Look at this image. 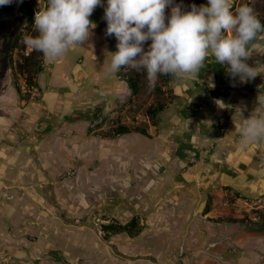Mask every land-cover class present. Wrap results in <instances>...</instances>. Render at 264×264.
<instances>
[{"label": "crops", "instance_id": "1", "mask_svg": "<svg viewBox=\"0 0 264 264\" xmlns=\"http://www.w3.org/2000/svg\"><path fill=\"white\" fill-rule=\"evenodd\" d=\"M106 7L103 0L89 17L96 28L81 47L53 62L42 55L39 97L22 102L2 84L0 256L17 264H264L256 213L264 209V141L240 136L245 118L264 109V33L250 44L255 77L231 78L209 57L198 79L173 76L164 110L139 125L143 112L124 80L130 69L108 71L117 40L106 35ZM108 118L130 132H98ZM133 219L138 235L104 239L102 225Z\"/></svg>", "mask_w": 264, "mask_h": 264}, {"label": "clouds", "instance_id": "2", "mask_svg": "<svg viewBox=\"0 0 264 264\" xmlns=\"http://www.w3.org/2000/svg\"><path fill=\"white\" fill-rule=\"evenodd\" d=\"M22 2V0H17ZM13 0H0L7 6ZM103 0H47L34 15L35 36H26L25 45L48 61L65 56L90 38L96 24L89 19ZM174 0H107L104 19L106 35L115 36L116 51L108 71L121 68L146 72L150 87L160 75L198 79L207 58L227 65L231 78L241 82L255 77L247 61L250 44L264 33V24L247 4L232 11L233 0H207L183 10ZM166 9L170 13L166 14ZM150 41L147 50L145 42ZM208 87L214 88L212 78ZM243 143L264 141V109H255L240 129Z\"/></svg>", "mask_w": 264, "mask_h": 264}, {"label": "trees", "instance_id": "3", "mask_svg": "<svg viewBox=\"0 0 264 264\" xmlns=\"http://www.w3.org/2000/svg\"><path fill=\"white\" fill-rule=\"evenodd\" d=\"M44 1L47 6V0H44ZM185 4L186 6L184 7L183 10H190V6L192 4L197 5L198 2L197 0H185ZM34 7H35V3H30V2H24L19 7L21 10L25 11L26 24L24 26V29H28V32H30V36H35L37 34L34 28V24H33L34 15H35ZM14 8L15 7L12 4L7 5V6H0V20L8 17L14 11ZM258 18L261 20V23L264 24V18H260V17ZM21 34H22V31L17 35V37L14 39L11 45V56H10L11 64L13 62L12 54L16 49L19 48V40H20ZM145 45L146 44H144V46ZM41 62H42L41 53L32 51L28 47L23 48L22 57H21L19 65L17 66V71L19 72L20 75L23 76V79H22L23 82L22 84L14 85L22 102H26L29 99V97H31V92L35 91L36 78L40 71ZM124 68H127V67H124ZM124 68H121V70H123ZM143 78H146V72L143 69L141 70L130 69L124 74V80L127 83L132 96H137L139 94V91H140L139 84ZM158 80L164 86L169 87L170 83L173 82V76L170 74L160 75ZM22 86L25 87V90H22ZM0 87H1V90H4V87L2 86L1 81H0ZM168 94L170 96V92H168ZM163 110H164V104L161 102H155L154 104L150 105L147 108L145 112V116L151 122H154L157 118V115ZM100 125L101 124L99 123L98 125H95V126L99 127ZM134 131L140 134L146 135V132L143 129H135ZM98 132H101L103 134L105 133L107 137H114L117 135L126 134L130 132V130L116 123L114 124V127H112L108 132H103V131H98ZM101 133H98V134L103 135ZM256 213L259 214V217L261 218V220L264 221V212L257 211ZM227 221L237 224L239 223V221L241 222L245 221V219L243 220L227 219ZM102 230L105 232L104 233L105 240H108L109 237L116 235V234H120V233H126L130 237H134L141 232V228L139 227V222L137 219L131 220L126 225L116 224L114 221H111L109 224L102 225Z\"/></svg>", "mask_w": 264, "mask_h": 264}, {"label": "rangeland", "instance_id": "4", "mask_svg": "<svg viewBox=\"0 0 264 264\" xmlns=\"http://www.w3.org/2000/svg\"><path fill=\"white\" fill-rule=\"evenodd\" d=\"M24 2L35 3V7H34L35 13L43 10L46 6V3L44 0H22V2H17V0H13L12 5L15 7L14 11L8 17L0 20V34L8 35L11 33L13 28H15L18 24V18L16 17V15L20 12L23 14V25H22L21 30L19 31V33L22 31V34L19 40V48L16 49L12 54V61H13L12 64L10 61V65L12 68L11 78H12L13 85L22 84L21 81L23 79V76L20 75L19 72L17 71V66L20 63L23 48H27V46L24 43V39L26 36H30V32H28V29H24V26L26 24L25 11L19 8L20 5ZM175 4H180L183 9L186 6L185 0H174L173 6H175ZM202 4L206 5L207 0H199L198 5L200 6ZM245 4L253 7L258 17L264 18V0H233L232 11L235 12L240 6L245 5ZM165 11H166V14L170 13V9H166ZM147 48H148V45L146 44L144 46L145 51L147 50ZM10 56H11V53H10ZM2 57L3 55L0 54V59ZM2 84L4 83L2 82ZM139 87H140V91H139V94L136 96V99H137L136 106H137V112H143V114H141V118L138 120L139 125H143L145 124L144 121L147 120L145 118V112L147 108L149 107V104L152 105L155 102L166 101L169 91H168V86H164L159 80H157L154 87H150L147 81V78L142 79V81L139 84ZM0 92H1V87H0ZM103 121H108V122L111 121L113 122V124H116V120L114 118L113 119L108 118L106 120H102L101 123H104ZM103 132H107V131H103ZM263 211L264 209L258 212H263ZM248 215L250 214H244L243 217L248 218ZM250 217L253 219H256L255 216L253 215H250ZM4 258L6 261L4 260ZM7 259L8 258L6 256H4L3 259L0 256V264H17V261L7 262ZM13 259L14 258H11V260Z\"/></svg>", "mask_w": 264, "mask_h": 264}, {"label": "water", "instance_id": "5", "mask_svg": "<svg viewBox=\"0 0 264 264\" xmlns=\"http://www.w3.org/2000/svg\"><path fill=\"white\" fill-rule=\"evenodd\" d=\"M16 17L18 18V24L13 28L11 33L8 35L0 34V54L3 55L0 59V81H7L8 85H13L11 78L12 68L10 65L11 45L23 25V14L20 12Z\"/></svg>", "mask_w": 264, "mask_h": 264}, {"label": "built area", "instance_id": "6", "mask_svg": "<svg viewBox=\"0 0 264 264\" xmlns=\"http://www.w3.org/2000/svg\"><path fill=\"white\" fill-rule=\"evenodd\" d=\"M22 90H25V87L24 86H22ZM31 97L37 98V97H39V93L36 92V91H32L31 92ZM218 121H219V126H220L218 133L221 134L223 132L222 126L224 124V119L223 118H220ZM111 125H114L113 122H111V121H109L107 124L101 123V125L98 128V131H106L107 128H109V126H111ZM101 233L104 234L103 232H101Z\"/></svg>", "mask_w": 264, "mask_h": 264}, {"label": "flooded vegetation", "instance_id": "7", "mask_svg": "<svg viewBox=\"0 0 264 264\" xmlns=\"http://www.w3.org/2000/svg\"><path fill=\"white\" fill-rule=\"evenodd\" d=\"M2 82L7 84V81H2Z\"/></svg>", "mask_w": 264, "mask_h": 264}]
</instances>
